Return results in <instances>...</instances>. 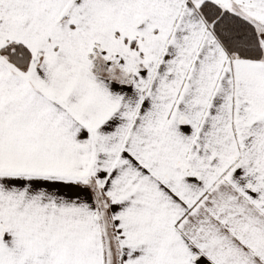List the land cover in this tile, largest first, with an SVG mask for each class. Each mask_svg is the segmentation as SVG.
<instances>
[{
  "label": "snow or ice",
  "instance_id": "1",
  "mask_svg": "<svg viewBox=\"0 0 264 264\" xmlns=\"http://www.w3.org/2000/svg\"><path fill=\"white\" fill-rule=\"evenodd\" d=\"M0 264H264V0H0Z\"/></svg>",
  "mask_w": 264,
  "mask_h": 264
}]
</instances>
